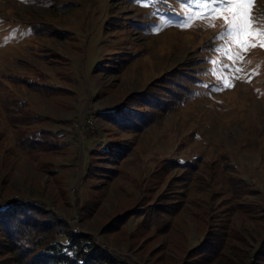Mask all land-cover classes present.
I'll list each match as a JSON object with an SVG mask.
<instances>
[{
	"label": "rangeland",
	"instance_id": "374dc122",
	"mask_svg": "<svg viewBox=\"0 0 264 264\" xmlns=\"http://www.w3.org/2000/svg\"><path fill=\"white\" fill-rule=\"evenodd\" d=\"M140 1L0 0V109L7 100L26 116H14L17 124L0 114V205L36 203L54 231L89 234L118 264H208L195 247L209 228L225 234V251L210 264L234 246L252 256L264 236L256 221L264 211V49L244 54L234 87L215 91L213 67L228 72L223 21L181 28L189 0ZM165 10L180 22L166 24ZM250 16L264 28V0H254ZM39 24L45 30L31 35ZM23 79L41 84L12 82ZM169 89L180 100L189 93L188 102L165 104L176 99ZM121 104L155 117L130 134L99 113ZM35 135L54 147L17 145ZM113 143L132 145L123 160L106 154ZM189 160L197 166L182 180L191 165L177 162ZM237 179L247 184L239 196L230 190ZM159 202L173 214L148 208ZM155 219L166 227H149ZM234 229L245 242L233 240Z\"/></svg>",
	"mask_w": 264,
	"mask_h": 264
},
{
	"label": "trees",
	"instance_id": "16d2710c",
	"mask_svg": "<svg viewBox=\"0 0 264 264\" xmlns=\"http://www.w3.org/2000/svg\"><path fill=\"white\" fill-rule=\"evenodd\" d=\"M157 2L161 3L163 1L157 0ZM146 3H148V0L140 1V4ZM187 5H189V3ZM164 17L167 19L166 24L180 22L182 18L181 15L175 10H165ZM44 27V25L40 24L32 25L31 35L38 31H44L45 29H42ZM117 61L119 63L121 59H118ZM113 63H116V61ZM105 67L107 66H104V68ZM174 77H178V74L173 75V78ZM170 80L172 81L174 79ZM12 82H17L18 84L27 82V85L31 88H35L36 85L41 84L35 83L32 80L28 81L26 79H23L21 82L14 80ZM173 83L176 86L179 85L178 78H176ZM47 86L52 87L50 84H47ZM177 89H173L174 91L169 89V92L173 94L172 98L176 99H168L165 101V104L178 102L175 107L178 108L179 106L185 105L188 102L187 99L189 97V93L183 96V99L180 100L177 98L175 93ZM127 108H129L130 111L135 112L131 118H126L123 120L121 113H125ZM161 109L168 110L165 106ZM137 110L138 109L136 108L127 107V105L125 106L121 104V106L117 105L112 109L100 111L99 113L102 117L112 121L114 125H120L121 130L132 134L133 132H141L144 126H146L155 117V115L151 113L149 117L145 119V116L137 112ZM0 114H3L5 118H9V120L12 118L10 121L11 123L16 120L18 124V119H14V116L26 119V116L20 112L18 105H15L7 100H4L1 104ZM125 114L127 117L131 115L129 112ZM140 115H142L143 126L139 125L136 120V117ZM33 117L36 118L35 115ZM24 120H19V123H22ZM18 141V144H16L19 145L20 148H23L21 146H24V143L28 145L26 148L29 149L37 148L40 150H45L47 148L54 147V143H52L51 139L38 137L36 135L31 136L30 138H24L21 136L19 137ZM131 147L128 143H113L112 146H106L105 152L114 161L117 158L118 160H123L125 156L131 151ZM177 163L179 165H191L188 168L183 169V175L181 176L182 180H185L187 178L186 176L190 175L191 172H194L193 170H195L197 166V164H192L190 160L185 162L183 161V163ZM101 176L107 177L108 175ZM183 184L185 183L183 182ZM246 186L247 184L245 181L242 179H237L235 181H231L230 190L235 196H239L237 193L246 190ZM237 204L241 206L242 202ZM157 205L164 207H157ZM170 205V203L168 204L159 202L155 205H150L148 208H151V210L153 209V211H158L160 214L165 213L171 216L173 214L172 211L175 208L172 210L167 209ZM259 212L261 213L256 216L259 218L256 219V221L263 223L264 211ZM146 223H148L149 227L156 228V230L163 229V227H166L167 224L166 221L161 222L158 219L150 220ZM53 224V221L43 215V211L40 210L36 203L26 200L14 199L5 205H0V255L6 254L5 258L0 261V264H118L117 259L110 256L105 250L91 241L89 234L84 232H72L68 229L63 232H60L59 230L54 231L52 229L54 228ZM234 230L238 233L237 236L233 238V240L245 242L242 239L243 236L241 235V232L236 229ZM232 233H234L233 230ZM224 248V232H214L211 231V228H209L206 230V234L201 242L195 247V254H197L198 257L203 258V263L210 264L215 262L213 261V258L223 255L225 251ZM248 252L249 251L244 249V247L238 248L234 246L227 257V260L223 261L222 264H248L246 261H252L251 264H264V236L261 238V242L254 251L253 255H247Z\"/></svg>",
	"mask_w": 264,
	"mask_h": 264
},
{
	"label": "snow or ice",
	"instance_id": "6c2138e0",
	"mask_svg": "<svg viewBox=\"0 0 264 264\" xmlns=\"http://www.w3.org/2000/svg\"><path fill=\"white\" fill-rule=\"evenodd\" d=\"M156 2L157 0H148L152 5ZM253 3L254 0H189V5L185 8L184 21L178 25L181 28L190 27L195 19L207 20L211 17L213 21L216 19L223 21V31L219 33V39L225 41L222 54L229 63L223 64L222 68L228 69V72L221 74L213 67L212 75L221 85L216 87L215 91L234 87L232 80L240 79V76L233 74L243 71L237 65L244 61V54L256 47L264 49V28L255 26V18L250 16ZM216 51L220 52L221 49L218 48ZM212 63L216 65L217 61Z\"/></svg>",
	"mask_w": 264,
	"mask_h": 264
},
{
	"label": "bare ground",
	"instance_id": "6f19581e",
	"mask_svg": "<svg viewBox=\"0 0 264 264\" xmlns=\"http://www.w3.org/2000/svg\"><path fill=\"white\" fill-rule=\"evenodd\" d=\"M90 118V117H89ZM93 120V119H92ZM95 120V119H94ZM95 122V121H94ZM93 123V122H92ZM250 258V257H249ZM252 259V258H251Z\"/></svg>",
	"mask_w": 264,
	"mask_h": 264
}]
</instances>
